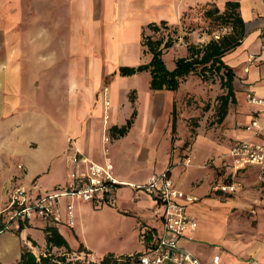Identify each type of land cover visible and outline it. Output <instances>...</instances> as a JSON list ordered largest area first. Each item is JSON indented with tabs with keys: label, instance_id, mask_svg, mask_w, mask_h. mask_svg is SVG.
<instances>
[{
	"label": "crops",
	"instance_id": "crops-1",
	"mask_svg": "<svg viewBox=\"0 0 264 264\" xmlns=\"http://www.w3.org/2000/svg\"><path fill=\"white\" fill-rule=\"evenodd\" d=\"M227 1L239 2L245 22L241 44L223 57L235 74L236 102L217 128L195 129L183 157L179 148L170 154L169 110L183 83L175 91H152L148 71L121 76L119 69L151 60L143 46L148 24L182 29L201 20L200 9ZM177 46L162 55L165 62L174 52L170 70L176 58L188 56L186 46L178 52ZM248 94L264 98V0H0V213L13 187L38 193L64 186L71 147L96 164L109 159L122 183L115 207L72 200L73 226L67 225L69 202L59 199L58 229L72 249L82 243L99 257L141 252V231L159 232L161 218L154 198L130 185L169 170L175 188L201 199L189 207L197 227L180 247L203 264H213L200 256L206 245L220 254L218 264H264V163L236 170L230 155L237 141H261L244 128L254 118L264 125V107L250 105ZM133 111L128 131L112 136L110 129L125 125ZM176 131L174 146H180L188 134L181 118ZM216 184H233L235 191L213 193ZM251 212L258 218L254 227L241 221ZM35 222L0 232V264L15 263L29 238L44 246L45 224ZM125 233L129 240L118 250L103 246L109 235L120 240Z\"/></svg>",
	"mask_w": 264,
	"mask_h": 264
},
{
	"label": "built area",
	"instance_id": "built-area-1",
	"mask_svg": "<svg viewBox=\"0 0 264 264\" xmlns=\"http://www.w3.org/2000/svg\"><path fill=\"white\" fill-rule=\"evenodd\" d=\"M247 101L252 106L264 107V98L248 94ZM244 128L255 135H261V141L253 143L246 140L234 143L230 155L236 170L247 165L264 163V125H260L254 118ZM105 141H108L107 137ZM68 153L67 159L71 169L64 186L38 193L22 186L11 189L8 203L0 213L6 230L12 229V225L19 228L20 224L26 225L37 219L44 224L58 227L63 219L60 213L61 197H65L69 202L65 206L68 226L74 224L72 205L74 199L93 207L116 206V191L122 183L114 177L112 162L106 159L102 164H96L71 147ZM130 186L135 192H145L154 198L159 206L161 228L159 232L143 229L139 237L144 249L127 257L131 260L136 259L137 264H203L192 252L180 247V240L185 233L197 227V220L190 214L189 207L197 204L200 199L175 188L168 171L152 175L142 185ZM214 189L222 193H233L235 186L220 184ZM90 256V253L82 252L76 255V258L92 262ZM117 260L121 258L117 257ZM219 260L220 254L217 253L213 255L211 261L218 264Z\"/></svg>",
	"mask_w": 264,
	"mask_h": 264
},
{
	"label": "trees",
	"instance_id": "trees-1",
	"mask_svg": "<svg viewBox=\"0 0 264 264\" xmlns=\"http://www.w3.org/2000/svg\"><path fill=\"white\" fill-rule=\"evenodd\" d=\"M211 8L204 12L208 16L218 13V18L224 19L225 23L230 26V32L212 38L205 45L188 44L187 57L176 58L175 66L172 70L168 69L162 55L165 51L171 48L175 40L168 37L163 41L153 39L151 36H143V46L145 51L151 54V60L148 63L140 64L134 67H121L119 74L122 76H131L143 71H148L150 76L149 89L152 91L170 90L175 91L184 80L190 75H196L202 82H214L218 78L221 89L226 90V93L217 97V119L216 123H221L227 114L229 105L236 102L234 96L233 81L235 74L233 69L223 61V57L232 52L239 46L245 37V22L239 12L238 1H227L224 4L223 11L219 13L218 8L214 4H209ZM206 7V6H205ZM147 30L159 31L160 29L170 30V27L165 21L159 23H150L146 26ZM131 103L134 99L130 97ZM135 111L126 121V124L121 127H112L110 129L112 136H123L133 124ZM176 118L175 108L172 110V132L175 131ZM169 171V170H167ZM31 223L20 224L18 231H21L24 226H29ZM5 225L0 219V232L4 231ZM45 234V244L43 249L34 240L29 238L33 246L42 249L39 255H36L32 249L23 245L21 248L20 258L13 264H94L76 258L74 254L89 253L85 250L82 243H79L76 249H72L63 236L59 232L58 227L47 225L43 227ZM72 255V256H71ZM117 260L114 254H107L102 257L101 261L96 264H137V260H131L127 256L120 257Z\"/></svg>",
	"mask_w": 264,
	"mask_h": 264
},
{
	"label": "rangeland",
	"instance_id": "rangeland-1",
	"mask_svg": "<svg viewBox=\"0 0 264 264\" xmlns=\"http://www.w3.org/2000/svg\"><path fill=\"white\" fill-rule=\"evenodd\" d=\"M211 8L210 6L204 7L200 9L201 20H197L182 26L180 28L170 27V30L160 29L159 31H152L147 30L145 32V36H151L153 39H160L163 37V41L167 40L168 37H171L175 40L174 46H177L176 51L178 52L182 46H188V44H195V45H205L208 43L212 38H217L218 36L225 35L230 32V26L225 23L224 19L218 18V13H214L211 16H207L205 14V10ZM219 13L223 11L224 6L217 7ZM184 33H191V36L185 35ZM181 37V39H177V37ZM145 39H143L144 41ZM176 55H179L178 53ZM174 58V52L169 51L165 55V64L166 66H171L172 60ZM179 92H177L175 99L170 107L169 110V121L172 124V110L175 108V118H176V125L178 119H183V124L188 131L186 138L182 140L180 146H174L176 140V127L175 131L170 133V149L169 153L172 154L173 150L179 148L180 152L179 155L181 157L184 156V152H189L193 143V137L195 134V129L199 126L206 128L207 130L217 128L215 123L217 119V107H218V100L217 97L221 94L226 93V90L221 89L219 85L218 78L212 83L210 81L202 82L196 75L189 76L186 80L182 82ZM146 89V80L143 79L140 82V91H144ZM139 90V89H138ZM135 91L129 93V98H135ZM233 104L229 105L232 106ZM226 182V181H225ZM219 185L216 184L212 187L213 193H222L220 191H216L214 188ZM231 194V193H227ZM201 200V199H200ZM200 204V201L197 203ZM249 215V214H248ZM242 217L241 221L243 220L248 226L254 227L258 221V218L253 216V212L250 213L249 216ZM38 225L42 226L44 224L41 220H36ZM262 225H264V220H262ZM245 226L243 225V228ZM160 228V223L158 225ZM64 229V228H62ZM234 230V229H233ZM120 240L117 238H112L111 235L104 241L103 246L106 248H112V250H118L121 246L122 242L126 244V241L129 240L130 233H125L120 235ZM121 243V244H120ZM129 243V242H128ZM25 245V244H24ZM130 244H128L129 246ZM27 246V245H26ZM32 251L39 255L42 249H38L37 247L33 246L30 242L28 246ZM215 247L206 245L203 249H200V256L204 257L206 260H212L214 254ZM90 261L96 264L99 263L102 257L94 256L90 251ZM93 255V256H92ZM72 256V255H71ZM73 256H76L74 254ZM118 257V256H117ZM122 257V256H121ZM225 260H221L220 264H224Z\"/></svg>",
	"mask_w": 264,
	"mask_h": 264
}]
</instances>
